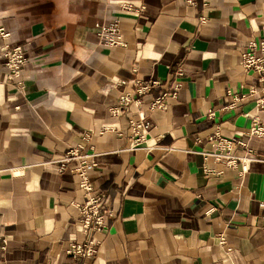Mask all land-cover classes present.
I'll use <instances>...</instances> for the list:
<instances>
[{"label": "crops", "instance_id": "crops-1", "mask_svg": "<svg viewBox=\"0 0 264 264\" xmlns=\"http://www.w3.org/2000/svg\"><path fill=\"white\" fill-rule=\"evenodd\" d=\"M187 1L0 0V47L27 57L12 81L0 59V264H264V138L246 135L264 111L241 66L264 0ZM114 23L124 47L98 37ZM141 83L158 84L138 97L151 128L130 150L136 109H109ZM216 131L247 144L237 169L212 158ZM81 147L113 215L92 258L66 254L87 239L71 204L84 198L59 161Z\"/></svg>", "mask_w": 264, "mask_h": 264}, {"label": "built area", "instance_id": "built-area-1", "mask_svg": "<svg viewBox=\"0 0 264 264\" xmlns=\"http://www.w3.org/2000/svg\"><path fill=\"white\" fill-rule=\"evenodd\" d=\"M188 3H192V0H188ZM124 11H131L132 8L129 5L121 7ZM98 30V37L103 46L108 48L124 47L125 44L122 40V36L119 31L117 23L110 26L96 25ZM0 36L6 35L0 30ZM0 59L4 61V67L6 68V80L12 81L16 78L24 69L27 64V57L25 50L22 46L0 47ZM241 66L245 71H250L255 74L259 85L250 90L249 95L258 96L254 102V108L256 111H264V28L262 29V36L258 41H250L246 46L245 52L242 54ZM157 83H141L138 84L132 94L121 96L118 100V106L109 109L111 116L119 117L122 108H128L134 106L136 114L139 118L138 122H131L129 124V149H137L145 143V136L149 132L151 125L147 122L141 111L142 102L138 97L146 94L151 86ZM158 85V84H157ZM173 97V95H172ZM164 98H158L150 105L149 110L163 109ZM230 104L229 106H232ZM210 117L213 113L209 114ZM251 119V126L246 133L248 138H264V126H262L257 118L249 116ZM209 141L214 145L216 153H213L212 158L227 168L233 170L241 166L243 160L246 158H239L233 154L236 147L244 149L246 152L248 146L246 143L240 141L238 138L226 139L223 138L218 131L209 138ZM84 148H77L69 150L65 156L59 161L60 172L65 171L68 164L75 162L77 164L74 169L75 174L79 178L78 187L83 195L84 203L72 202V206L79 211L80 220L79 228L80 232L86 236V242L84 244H70L66 250V254L73 258H92L98 251L101 235L105 231V221L107 218H111L112 212L105 207L103 202V196H96L93 193V186L89 179L90 172L95 168V164L91 160V154H83L80 150ZM243 171V169H242ZM204 173L211 177L219 175V173L213 170L204 169ZM100 237V238H98ZM0 249H4L0 244Z\"/></svg>", "mask_w": 264, "mask_h": 264}]
</instances>
